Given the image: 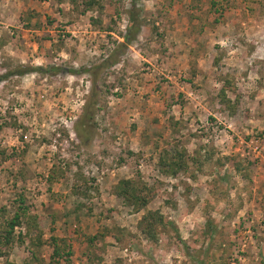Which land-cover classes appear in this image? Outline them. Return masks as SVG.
<instances>
[{
	"label": "rangeland",
	"instance_id": "374dc122",
	"mask_svg": "<svg viewBox=\"0 0 264 264\" xmlns=\"http://www.w3.org/2000/svg\"><path fill=\"white\" fill-rule=\"evenodd\" d=\"M131 1L0 0V74L77 72L0 81V264H264V0H136L119 54Z\"/></svg>",
	"mask_w": 264,
	"mask_h": 264
},
{
	"label": "trees",
	"instance_id": "16d2710c",
	"mask_svg": "<svg viewBox=\"0 0 264 264\" xmlns=\"http://www.w3.org/2000/svg\"><path fill=\"white\" fill-rule=\"evenodd\" d=\"M135 2L136 0H132L131 3H130V8H129V16H128V22H127V25L125 27V32L122 34L121 36V39L122 41L121 42H117V46H116V49L119 51V54L120 53H123V52H120L122 49H126L129 44L135 39L136 37V33L135 32H132V28L134 26V21L136 19V16H135V13H134V10H135ZM114 56V52H111L107 57L106 59H104L105 62L108 61V59L110 60L108 62L109 65H113L116 63L117 61V58L113 57ZM112 58V59H111ZM104 63V62H103ZM27 71H36V72H47V73H50L51 71H54V72H60V71H67L68 73H71V74H75L77 73L76 70H62V68H58V67H54V66H51L49 67L48 69H44L42 67H34V68H29L28 70H26L25 68H17L13 71H10V72H6L4 74H0V81H3L5 80L6 78H8L9 76L11 75H21L23 73H26ZM85 71L87 72H90L91 69H86ZM87 106V105H86ZM85 106V108H87ZM84 108V110H85ZM83 110V112H84ZM164 161V158H162L161 160V163ZM166 165H164L163 163V167H165ZM129 181H121L120 182V185L118 186V188L116 189V195L119 196V197H123L126 201H129L131 203V205L134 206L135 209H140L142 208L143 206L146 205V203L148 202V199L149 197L147 198L145 195H142L140 193V191L136 190L135 188H133L132 186L129 185ZM22 200V198H21ZM24 208L23 210V213L21 212V214H25V212L28 210V206H26L25 204H21ZM20 214H15L13 215L11 218H9L8 220H6L4 223H5V227H6V231H5V234L4 236L2 237L3 241L2 242H9L10 240V237H11V233H12V230L14 228L15 225L19 224L20 221ZM25 219V222L27 225L29 226H32V229L34 231H36V235L34 238L31 239V243L32 244H40V238H39V226L37 227V222H38V218L33 216V217H24ZM139 224H140V228H141V231L147 236V238L149 239H155V235H156V228H162V227H165L166 224L170 225L171 222H168L166 223L164 220H163V216L159 213L158 210H146L145 213L142 215V217L140 218V221H139ZM29 230H31L30 228H28ZM56 240L53 241V256H60V255H66V258H68V255L70 252H68V250L66 251H60L59 250V247L58 245H56L55 243ZM190 256V255H189ZM193 258V256H190ZM65 258V260H66ZM197 261L199 262V264H202V262L200 260L197 259Z\"/></svg>",
	"mask_w": 264,
	"mask_h": 264
}]
</instances>
